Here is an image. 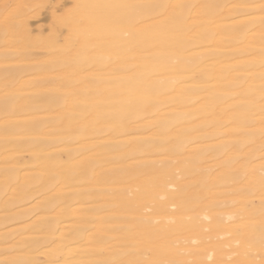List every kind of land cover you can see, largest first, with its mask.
I'll return each mask as SVG.
<instances>
[{
	"label": "bare ground",
	"instance_id": "6f19581e",
	"mask_svg": "<svg viewBox=\"0 0 264 264\" xmlns=\"http://www.w3.org/2000/svg\"><path fill=\"white\" fill-rule=\"evenodd\" d=\"M75 2L0 21V264L261 253L264 0Z\"/></svg>",
	"mask_w": 264,
	"mask_h": 264
},
{
	"label": "rangeland",
	"instance_id": "374dc122",
	"mask_svg": "<svg viewBox=\"0 0 264 264\" xmlns=\"http://www.w3.org/2000/svg\"><path fill=\"white\" fill-rule=\"evenodd\" d=\"M32 1V0H31ZM30 0H0V21H2L3 20V18H4V16H8L9 14H11L13 11H14V9H17V8H22L24 11H26L25 12V14H24V16L22 17V19H23V22L25 21V24H26V27H29L30 25V27L31 28H29V30H30V34H31V36H33V37H36V35H39V33H40V35H44V37H47V36H50L51 34V32L53 31V30H57V33H55V34H57V36H58V41H59V39L61 40V38H62V34H66L65 33V28H64V26H61L57 21H58V19H56V18H58L57 16H59V18H62V16L64 17L65 15H67L68 14V12L69 11H71V10H73L74 9V7L76 6V2H75V0H41V2H40V0H36V1H32L31 2ZM45 1H46V4H43V5H41V3L43 2V3H45ZM22 2V3H21ZM25 4H24V3ZM29 2V3H28ZM28 3V4H27ZM37 3H39V6H37L38 4ZM27 4V5H26ZM30 4V5H29ZM35 4V5H34ZM33 5H34V7H35V10H33L34 8H33ZM75 5V6H74ZM22 6V7H21ZM52 6H53V8H52ZM55 6H56V8H55ZM27 7H29V8H27ZM24 8H26V9H24ZM37 8H39V9H37ZM52 8V9H51ZM58 8V9H57ZM70 9V10H69ZM54 10V11H53ZM67 10H69V11H67ZM67 11V13L66 14H64L65 12ZM2 13V14H1ZM36 14L38 15V16H36ZM27 15V16H26ZM40 16V17H39ZM33 19H32V18ZM52 18H53V23H52ZM31 21H30V20ZM56 19V20H55ZM34 20V21H33ZM54 21H56V22H54ZM58 23V24H57ZM55 24V25H54ZM58 25V26H57ZM52 26V27H51ZM55 27V28H54ZM51 29V30H50ZM61 31V32H60ZM50 35H49V34ZM48 34V35H47ZM65 35H63V37H64ZM37 50H35L34 52H36ZM40 51H42L41 49L39 50V51H37L36 53L38 54V55H42L43 54V51L42 52H40ZM39 52V53H38ZM149 210V209H148ZM237 217H238V215H236ZM236 221V220H235ZM236 222H234V224H235ZM207 232H204V237H203V242H202V240L200 239V240H198L199 242H202V243H199V244H202V245H199L198 244V242H196L197 243V246L195 247V250L196 249H198L200 252H203L204 251V247H206V245H208L209 246V244L210 243H207V241H206V236H208V235H210V234H212V238H214V236H213V233L212 232H214V233H217V232H215V231H210V230H213V229H208L209 230V232H208V230L207 229H205ZM204 230V231H205ZM228 234H230V232L229 233H226V234H223L224 236H223V239H222V236H219V235H221L220 233H217V234H215V237H216V235H218V237H219V239L220 240H222L221 242H223L224 243V241H225V244L227 245V243L229 244V247H228V249L227 248H224L225 246H224V244L223 243H220V245L221 244H223V245H221V248L223 249V251L221 252V253H215V256L216 257H214L215 258V261H212V264H222L223 262V264H226L225 263V261L227 262V264L229 263V264H237V262L238 261H236L238 258H237V256H238V254H237V256L233 253H230V252H236V250L239 248V244H237V243H235V242H233V239L231 238V236H227ZM217 237V238H218ZM224 237H226V238H224ZM208 238H210V236H208ZM216 239V238H215ZM215 239H209V240H212V241H215L214 243H217V242H220V241H218L217 239V241L215 240ZM225 239V240H224ZM229 239H231L232 241H228ZM208 240V239H207ZM206 241V242H205ZM209 242V241H208ZM204 243V244H203ZM207 243V244H206ZM230 243H233V244H231L230 245ZM196 245V244H195ZM219 245V246H220ZM236 245V246H238V248H236V247H234V246ZM231 246V247H230ZM263 246H264V244H263ZM227 247V246H226ZM234 249H236V250H234L233 251V248ZM220 248V247H219ZM229 248H231V249H229ZM248 248V249H247ZM250 248L248 247V245H246V247H245V249L244 250H239L240 252H242V253H240L239 255L241 256V257H243V255L245 256V258H247V259H249L250 258V260L252 261V259H251V257L252 258H257L258 257V259H259V261L260 262H258V264H264V253H262V251L264 252V250H262L261 251V253H257V251H250L249 250ZM198 250H196V251H198ZM202 250V251H201ZM226 250V251H225ZM248 250H249V252H248ZM229 251V253L230 254H228L227 255V257H226V255L225 254H227V252ZM226 252V253H225ZM254 252H256L259 256H256L255 257V255H257V254H254ZM223 253H224V255H223ZM238 253V252H237ZM262 254V255H261ZM219 255H221L222 257H226L227 259H228V256H230L229 258L231 259V260H225L224 261V259L223 258H219ZM231 255H234V256H236L235 258H234V256L233 257H231ZM250 255V256H249ZM148 256H150V253H148L147 254V257ZM220 256V257H221ZM239 257V256H238ZM214 258H213V260H214ZM217 258V259H216ZM262 258V259H261ZM191 259V260H190ZM190 259H189V263L190 262H193L192 261V258L190 257ZM241 258H239L238 260H240ZM253 259V262L255 261V260H257V259H255L254 260ZM222 262V263H221ZM231 262V263H230ZM239 263V262H238ZM256 263H257V261H256Z\"/></svg>",
	"mask_w": 264,
	"mask_h": 264
}]
</instances>
